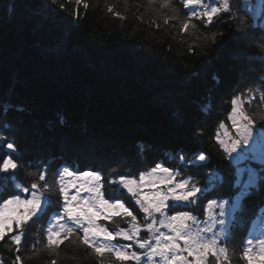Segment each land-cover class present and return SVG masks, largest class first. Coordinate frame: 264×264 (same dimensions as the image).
Listing matches in <instances>:
<instances>
[{
  "label": "trees",
  "instance_id": "trees-1",
  "mask_svg": "<svg viewBox=\"0 0 264 264\" xmlns=\"http://www.w3.org/2000/svg\"><path fill=\"white\" fill-rule=\"evenodd\" d=\"M188 12L181 0H0V158L14 142L21 182L71 164L101 172L109 190L118 187L110 179L162 164L202 188L189 206L197 217L213 200L240 201L224 246L234 241L242 251L264 208V162L242 185L217 136L236 97L257 127L264 123V0L256 14L230 0V15L221 13L214 27L193 18L185 31ZM201 151L208 159L196 163ZM59 208L53 203L29 222L19 252L0 242V260L98 264L78 243L55 254L45 247Z\"/></svg>",
  "mask_w": 264,
  "mask_h": 264
},
{
  "label": "snow or ice",
  "instance_id": "snow-or-ice-1",
  "mask_svg": "<svg viewBox=\"0 0 264 264\" xmlns=\"http://www.w3.org/2000/svg\"><path fill=\"white\" fill-rule=\"evenodd\" d=\"M76 2L80 4L81 0ZM181 2L183 8L189 10L182 23L185 31L193 18L203 21L206 27H214V21L218 23L223 19L221 13L230 15L229 0H219V3L213 0L211 4L204 0ZM169 6V2L164 4L165 8ZM87 7L85 3L84 8ZM240 103V97L231 100L229 119L235 128V137L226 142L217 136V143L229 158L256 139H264V123L257 127L253 116L246 114ZM7 148L12 151L6 153L7 158H0V174H3L0 242L11 241L17 246V252L29 222L44 216L46 209L56 203L60 208L51 215L44 237L45 247L53 254L67 242L90 250L98 264H264V237L256 241L247 239L242 251L234 241L222 246L226 235L225 205H218L221 211L217 217L212 211L217 207L213 200L207 204V219H199L189 206L196 204L202 188L190 178L178 180L180 173L162 164L138 179L123 175L110 179L108 184L118 185L111 190L105 188V181L96 170L68 165L55 171L41 168L38 175L30 173L36 180L25 184L17 179L21 172L17 171L15 159L19 153L14 142L7 143ZM207 159L201 151L196 163ZM197 173L194 167L192 175ZM145 188L152 191L145 192ZM106 192L108 198H105ZM200 203L202 206L204 201ZM140 213H143L142 218ZM203 214L201 212V216ZM114 218H120L127 227L112 231L100 223L112 222ZM0 264L4 262L0 260Z\"/></svg>",
  "mask_w": 264,
  "mask_h": 264
},
{
  "label": "rangeland",
  "instance_id": "rangeland-1",
  "mask_svg": "<svg viewBox=\"0 0 264 264\" xmlns=\"http://www.w3.org/2000/svg\"><path fill=\"white\" fill-rule=\"evenodd\" d=\"M243 1L245 3V6L252 13L256 14L260 10L262 0H243ZM204 2L211 4L213 3V0H204ZM216 3H219V0H216ZM229 5H230V0H229ZM218 136L219 138L224 139L226 142H230V140L235 137V128L232 126L231 120L228 125H224V128H221ZM232 159L235 166L237 167L239 182L244 186H248L252 184L255 177L258 174V169L256 168V166L264 162V139L258 138L255 140V142L251 143L248 148L246 149L241 148L240 150H238V152L232 154ZM173 172H178V171H173ZM183 178H189V177L184 176L180 173V175L178 176V180ZM193 182L195 181L193 180ZM144 191L148 192V191H152V189L145 188ZM220 204L225 205L223 210L226 214L224 218L226 220V232H227V227L229 225L230 220L234 216L235 208L237 207V202H232L229 200L216 202L217 207H214L212 211L217 217H219V212L221 211L220 207H218V205ZM205 208H206V213L204 217L203 218L198 217L199 219H204V220L207 219V213H208L207 205ZM262 228L263 230H262L261 238L264 236V225ZM257 233L258 230L255 229V235H257Z\"/></svg>",
  "mask_w": 264,
  "mask_h": 264
},
{
  "label": "bare ground",
  "instance_id": "bare-ground-1",
  "mask_svg": "<svg viewBox=\"0 0 264 264\" xmlns=\"http://www.w3.org/2000/svg\"><path fill=\"white\" fill-rule=\"evenodd\" d=\"M264 237V236H263Z\"/></svg>",
  "mask_w": 264,
  "mask_h": 264
}]
</instances>
